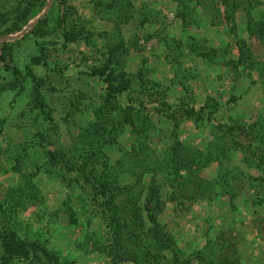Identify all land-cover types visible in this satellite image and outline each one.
<instances>
[{
  "label": "rangeland",
  "instance_id": "rangeland-1",
  "mask_svg": "<svg viewBox=\"0 0 264 264\" xmlns=\"http://www.w3.org/2000/svg\"><path fill=\"white\" fill-rule=\"evenodd\" d=\"M6 231L58 259L10 264H264V0H0V264Z\"/></svg>",
  "mask_w": 264,
  "mask_h": 264
},
{
  "label": "trees",
  "instance_id": "trees-1",
  "mask_svg": "<svg viewBox=\"0 0 264 264\" xmlns=\"http://www.w3.org/2000/svg\"><path fill=\"white\" fill-rule=\"evenodd\" d=\"M180 12H181L180 16H182L184 19L185 14L183 13V11H180ZM28 17H29V13H23V15L19 17V22L23 20V24H28V22L30 21V18H28ZM42 22H43V19L39 20L36 23V25H40V24H42ZM15 30H18V31L22 30L21 26L18 23H15L13 25V28L9 29V33L14 32ZM63 34H64L63 37L65 39L66 38L68 39V36L71 33L65 32ZM68 40H70V39H68ZM5 44H6V41H4V45ZM2 61L5 64V57H2ZM5 66H6V68L10 69L14 74H17L19 76V78H21V74L17 71L16 68L11 67L10 65H7V64H5ZM103 73H104V71H96L97 75H100V74L102 75ZM29 76L32 78V80L35 84V87H36V89H35V103L39 108H41L44 112H46L47 105L45 104V102L43 100V96H42V93L40 90V85H39L36 77L31 72H29ZM151 185H152L151 186V193H150V196L148 198V202L150 203V205L152 204V206L149 208V211L153 212L154 214L155 213L156 214L161 213L162 210L164 209V205H163L164 203L161 199L159 188L154 183ZM100 186L105 190V194H106V192L109 195L112 194V193H110V188H108V186L105 183H101ZM113 202H114L113 197H110L108 199L107 203L110 204ZM150 220L154 223V227H155L156 231L160 227L161 232H159L157 234H160L159 238L162 237L164 243L166 242V239L168 241H172L171 236L169 234H167V232L163 228V226H161L156 221L153 214L151 215ZM2 247L4 250L3 257H2L3 264H10V262L12 260H14L15 258H20V257L29 258L30 252L28 251L29 250L28 248H30V247L32 249L37 248V250L42 251L48 260H57L58 261V259L54 255H52L47 249H45L43 247H36V245L31 244V243L27 242L26 240H23L22 238L19 237V235L17 233L12 232V231L11 232L6 231L4 233V235L2 237ZM118 253H119L118 259L121 261L122 260H132L131 258H133L130 255L126 256V255H124V253L121 254V247L119 248ZM139 256L140 255H138V256L135 255L134 259L137 260Z\"/></svg>",
  "mask_w": 264,
  "mask_h": 264
}]
</instances>
